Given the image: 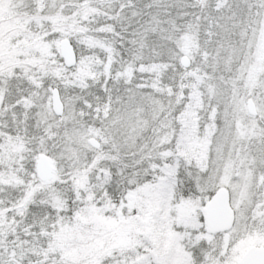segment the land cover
I'll return each mask as SVG.
<instances>
[{"label": "snow or ice", "instance_id": "1", "mask_svg": "<svg viewBox=\"0 0 264 264\" xmlns=\"http://www.w3.org/2000/svg\"><path fill=\"white\" fill-rule=\"evenodd\" d=\"M0 264H264V0H0Z\"/></svg>", "mask_w": 264, "mask_h": 264}]
</instances>
